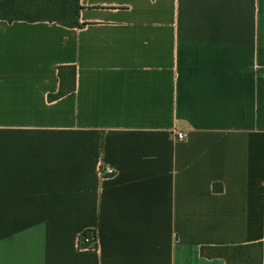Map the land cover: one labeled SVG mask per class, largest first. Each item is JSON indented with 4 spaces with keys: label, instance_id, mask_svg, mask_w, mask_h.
Here are the masks:
<instances>
[{
    "label": "crops",
    "instance_id": "1",
    "mask_svg": "<svg viewBox=\"0 0 264 264\" xmlns=\"http://www.w3.org/2000/svg\"><path fill=\"white\" fill-rule=\"evenodd\" d=\"M80 5L0 20V264H264V0Z\"/></svg>",
    "mask_w": 264,
    "mask_h": 264
},
{
    "label": "trees",
    "instance_id": "2",
    "mask_svg": "<svg viewBox=\"0 0 264 264\" xmlns=\"http://www.w3.org/2000/svg\"><path fill=\"white\" fill-rule=\"evenodd\" d=\"M80 0H0V20L13 23L49 22L68 28H81ZM61 81L60 91L49 95V100L60 99L75 89L76 68L74 66L58 67ZM217 190V186L215 187ZM203 256L223 258L227 264H263L262 243L247 245L203 247Z\"/></svg>",
    "mask_w": 264,
    "mask_h": 264
},
{
    "label": "built area",
    "instance_id": "3",
    "mask_svg": "<svg viewBox=\"0 0 264 264\" xmlns=\"http://www.w3.org/2000/svg\"><path fill=\"white\" fill-rule=\"evenodd\" d=\"M178 139H184L186 135L184 133H177ZM108 173H111L110 169H107ZM80 246L96 248L97 247V238L94 231H86L80 236Z\"/></svg>",
    "mask_w": 264,
    "mask_h": 264
}]
</instances>
